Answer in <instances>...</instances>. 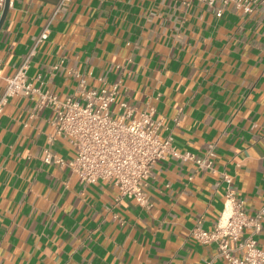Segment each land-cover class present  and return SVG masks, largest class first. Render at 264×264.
Instances as JSON below:
<instances>
[{
    "label": "crops",
    "instance_id": "1",
    "mask_svg": "<svg viewBox=\"0 0 264 264\" xmlns=\"http://www.w3.org/2000/svg\"><path fill=\"white\" fill-rule=\"evenodd\" d=\"M59 1L9 0L0 98L50 23L27 71L35 87L65 99L76 74L90 88L120 81L112 110L122 101L152 108L176 152L204 158L212 147L215 173L159 161L145 189L151 207L141 209L111 182L83 185L44 163V148L64 161L74 151L54 137L50 109L29 118L33 102L9 98L0 112V264H226L191 231L213 230L229 189L249 215L264 209V11L228 6L216 18L187 0H71L51 20ZM261 227L264 251V217Z\"/></svg>",
    "mask_w": 264,
    "mask_h": 264
},
{
    "label": "built area",
    "instance_id": "2",
    "mask_svg": "<svg viewBox=\"0 0 264 264\" xmlns=\"http://www.w3.org/2000/svg\"><path fill=\"white\" fill-rule=\"evenodd\" d=\"M70 2L60 0L51 20ZM192 2L212 8L216 18H220L228 6L245 16L258 8L264 11V0H187L183 4ZM4 5L5 0H0V15ZM49 24L45 25L22 56L15 73L4 78L5 89L0 98V112L7 99L15 96L33 102L29 118H34L43 109L52 111L49 123L54 129V137L67 140L74 155L71 160L64 161L47 147L43 149L44 163L67 167L83 185L111 182L118 190V198L132 200L144 210L151 207L145 189L157 162L173 157L215 173L212 147H209L204 158L176 152L170 139L160 138L161 124L154 119L152 108L138 110L122 101L115 111L112 110L111 106L119 95L120 81L107 84L99 78L100 86L90 88L85 76L76 74V90L65 99H60L54 92L35 87L27 71L38 44L48 37ZM224 179L230 182L228 177L224 176ZM263 217L264 209L253 216L249 215L244 204L229 189L223 212L213 230L196 227L191 231V237L202 244H216L217 256L223 257L226 264H264V251L256 242ZM246 231L249 232L247 235Z\"/></svg>",
    "mask_w": 264,
    "mask_h": 264
},
{
    "label": "water",
    "instance_id": "3",
    "mask_svg": "<svg viewBox=\"0 0 264 264\" xmlns=\"http://www.w3.org/2000/svg\"><path fill=\"white\" fill-rule=\"evenodd\" d=\"M8 7H9V0H5V5H4V8L2 10L1 17H0V30H1V27H2L3 22L5 20V17L7 15Z\"/></svg>",
    "mask_w": 264,
    "mask_h": 264
}]
</instances>
